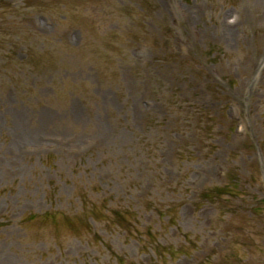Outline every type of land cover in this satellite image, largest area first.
I'll list each match as a JSON object with an SVG mask.
<instances>
[{"label": "rangeland", "instance_id": "374dc122", "mask_svg": "<svg viewBox=\"0 0 264 264\" xmlns=\"http://www.w3.org/2000/svg\"><path fill=\"white\" fill-rule=\"evenodd\" d=\"M0 264H264V0H0Z\"/></svg>", "mask_w": 264, "mask_h": 264}]
</instances>
